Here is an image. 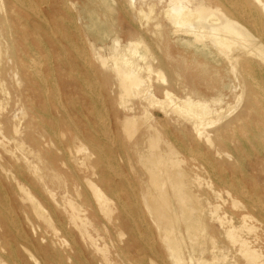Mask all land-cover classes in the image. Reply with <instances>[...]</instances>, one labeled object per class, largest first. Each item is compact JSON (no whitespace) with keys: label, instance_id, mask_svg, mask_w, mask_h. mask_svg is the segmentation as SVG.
Returning <instances> with one entry per match:
<instances>
[{"label":"bare ground","instance_id":"1","mask_svg":"<svg viewBox=\"0 0 264 264\" xmlns=\"http://www.w3.org/2000/svg\"><path fill=\"white\" fill-rule=\"evenodd\" d=\"M80 1L92 4L90 13L104 24L102 39H110L111 44L98 46L88 32L83 34L84 25H78V20H83ZM132 1L0 0V25L6 38L5 46L0 41V84L10 75L16 86L7 87L9 91L3 88L0 95V104L10 102L4 113L0 106L3 262L12 259L23 264L20 260L26 259L37 264L38 254L40 264H94L85 258L82 242L89 239L91 244L99 238L93 231L98 224L102 221L118 227L121 237L131 231L133 240H147L145 232L130 230L143 225L146 211L167 246L170 261L188 264L181 243L186 236L193 243L199 237V225L206 222L198 204L207 193L197 171L207 172L223 184L215 157L253 156L252 164L242 167L247 174L264 166V0H157L165 3L163 16L171 33L177 35L176 44L184 49H169L166 57L152 51L147 37L152 27L150 13L145 29L141 27L140 32L136 28ZM74 7L78 14L72 13ZM138 11L143 15L142 9ZM120 12L135 29L128 26L124 31L122 23L116 24ZM163 25V21L157 22L155 28L161 30ZM117 33L128 36V44H123ZM153 59L169 70L168 77L161 70L157 75L167 85L163 88L167 100L152 92ZM173 61L177 69L170 70ZM183 68L191 93L174 101L169 84ZM226 70L234 73L241 87L236 104L248 94L240 112L228 120L219 109L192 96V92L208 91L213 98H220L230 86L217 82ZM197 72L206 75L207 82L200 84L206 78ZM57 73L63 74L61 87ZM49 82L54 84L52 90ZM129 96L135 101L128 103ZM117 97L125 108L113 110V125L122 128L132 141L114 147L101 139V133L109 129L102 109L108 103L112 110ZM156 110L163 112V119ZM172 110L182 120L174 118ZM15 111L19 112L16 121ZM142 119L149 122L143 126ZM174 122H178L177 133L184 134L183 139L174 135ZM212 125L216 126L211 130L208 127ZM232 142L236 149L229 148ZM186 158L192 163L183 164ZM131 160L143 168L132 165L126 170L121 162ZM135 176L141 179L136 184ZM244 189L239 186L234 191L242 195ZM212 190L219 193L215 186ZM258 192L255 188V195ZM235 203L231 206L238 205ZM12 206L22 211L33 227L50 229L51 236L36 232L39 235L29 247V236L19 231L20 220L13 221ZM247 207L263 210L264 202L256 198ZM180 223L186 224L185 231L178 230ZM10 224L18 226L15 236L7 227ZM232 228L225 230L226 235L235 237ZM245 242L241 244L246 261H250L247 264H259L258 255ZM198 262L206 264L204 259Z\"/></svg>","mask_w":264,"mask_h":264},{"label":"rangeland","instance_id":"2","mask_svg":"<svg viewBox=\"0 0 264 264\" xmlns=\"http://www.w3.org/2000/svg\"><path fill=\"white\" fill-rule=\"evenodd\" d=\"M80 2L81 3L79 5V7H80L81 14L83 16V20L82 19L78 20V25L81 27L84 25V27H86V28L83 27V34H84V32H88L91 35V38H94V40L96 41V44L98 46H102L104 43L105 44H111V43H108L110 39L108 41H106V38L104 37L105 42L102 39L103 37L101 36V34L103 31L104 24L102 25V23H99L97 21L96 17H94V14L90 13V11L93 8L92 4L89 2L86 3L85 1H83V2L80 1ZM132 3H133L132 8L133 9L136 8V9L131 12V16L133 18L135 17L134 21L137 23L136 28L137 29L140 28L139 29L140 32L142 30L141 27L145 29L144 24H145V22H147L146 21L147 20L146 15H148L150 13L148 15V17H150V22L152 24V27H151L150 31H147V37H148L149 42L151 43V48H152L153 53L158 54L160 56L163 55L164 57H166L167 53L170 50H178V51L184 50L178 44H176L177 35L171 33V27H170L171 25L168 23L166 18L163 16V9H164L165 3H160L157 0H149V3H151L150 5L149 4L147 5L148 2L146 0H133ZM140 9L143 10V12H144L143 15H142V13H140V15H139L138 10H140ZM149 10H150V12H149ZM80 11H78V10L76 11L75 7H74V9H72L73 14H78ZM118 19L119 20H116L115 22H116V24L122 23V25L124 27L123 28L124 31L127 29L128 26L131 29H135L132 26V24L127 21V18L125 17V15L123 13L120 12L118 14ZM161 21L164 22V25L161 27V30H159V29L155 28V25L157 24V22H161ZM1 30H2V26L0 25V41H1L2 45L5 46L6 38L2 34ZM113 35H115V34H113ZM116 36L121 38L120 40L123 44H128V41H129L128 36H126L125 34H121V33H117ZM87 49L89 50V48H87ZM149 53H151V52H149ZM149 59H150V57H149ZM139 60L141 61V63H143L142 58ZM152 65H153V67H155L156 71L152 72V74L150 75L151 77L148 75V73L143 72L144 76H145V78L148 77V79L150 77L149 80H151L150 82L153 83V85H154V87H152V92L154 93V95L160 100H167V98H165L166 95H165L164 89H163V88L167 87V85L161 83V81H160L161 79L159 77L160 74L158 73V71L161 70L163 72V74L167 75V77H168V71L169 70L164 68V67H161L158 64V62L155 61V59L152 60ZM175 65H176L175 62L173 61V63H171L169 65V69L170 70L177 69V67H175ZM223 72H224L223 77L222 76L218 77L217 82H220L221 84L223 82H225V83H228L230 86L223 90V95L220 98H213V95L211 93H209L208 91H206L207 93H205V92L204 93L203 92H200V93L192 92V96L202 99L205 103L208 104V105L207 104L206 105L209 107L219 109L221 111L220 115L227 117L226 120H228V119L234 118L240 112L244 103L247 102L248 94L246 93L244 95L241 104H239V105L236 104L237 103L236 102V96H237V94L241 93V87L238 85V82L236 81L235 77L233 76L234 73L232 74V72L229 70H226ZM187 74L188 73H186V69L183 68L181 71V75L174 78L173 81L171 82V84H169V88H170L172 98L174 99V101H178L179 99H183L184 96L191 93L189 85H188V84H190V82H188L189 80L186 77ZM197 74L201 78H206V75H203V74L198 73V72H197ZM157 75H159L158 76L159 78H157ZM9 76L10 75L7 76L6 82H4V84H0V95H3V91H2L3 88L5 89V91H7L8 90L7 87H10V88L16 87L14 85V80ZM156 78H157V82L155 81ZM62 79H63V74L57 73L56 81L59 82L60 87L62 84V83H60V82H62ZM205 82H207V78L205 81H201L200 84H203ZM98 84L96 83V85L100 86L99 87L100 90L104 92L105 90L101 87V83H98ZM157 85H158V88H159V86H161V87L159 89H157L156 88ZM48 86L52 90L54 87V84L52 82H49ZM200 88L203 90L202 85H200ZM6 94H8V93L6 92ZM132 97L133 96L128 97V99H129L128 103L135 101V98H132ZM119 100H120V98L117 97V99L114 101V108H112V110L110 109L111 106H109L108 103L104 106L105 110L102 109V112L103 111L105 112V114H103V115H106L105 117L107 118L106 129H108V128L109 129L106 131V133L100 132L101 135L102 134L106 135V136L102 135L101 139L107 140V141L113 143L114 147H116L117 145L122 144V143H131V141H132L130 139L129 135H127L126 132H124V130L122 128L117 129V128H115V125H113V123H114L113 121H115V114H114L115 111H113V110L117 109L118 111H122L125 108V107L124 108L122 107L123 104H121L119 102ZM0 106H1V112L4 113L8 110V108L10 106V102L6 101L3 104H0ZM156 112L159 113L160 118L163 119V117H164L163 112L161 113L160 111H157V110H156ZM15 114H16V117L14 120L16 121L17 116L19 115V112L15 111L13 115H15ZM172 114H174L173 115L174 118H178L177 117L178 115L175 111L172 110ZM214 116L217 117L218 115L216 116V114H214ZM150 119H152V118H150ZM178 119H180V118H178ZM180 120H182V118ZM141 121H143V119ZM148 122L143 121L142 125L145 126ZM177 125L179 126L178 122L173 124V130H174L173 133L177 138L182 137V139H183L185 137V136L183 137L184 134L177 133V127H178ZM158 126L159 127L162 126L161 122L158 123ZM214 126H216V125H214ZM214 126L212 125L208 128L212 130L214 128ZM115 129L118 130L117 131L118 133L116 132ZM121 140L123 142H121ZM88 146H90V145L88 144ZM229 146H230L229 147L230 149L231 148H234V149L237 148L236 144L234 142H232V144ZM215 158H216V162L218 163V165L220 167L219 171H220L221 175L219 178L223 179V184L219 183L217 178H215V176H213L207 172H203V171L201 173L200 170L197 171L199 176H200L199 182L202 184L201 187H202V189L206 190V193H207V196L203 197L198 204L199 208H203L201 211H202V215H204V218L206 219V222L199 225V232H198L199 237L195 241H193V243H189L187 236L184 237L183 242L181 243V247H182L183 253L186 257L187 263L190 264L192 262V264H196V261H197V264H199L200 262H198V259H204L206 261V264H222V263L223 264H247L250 261H246L248 256L246 255V253H243L244 248H243V245L241 244L242 240H245L246 241L245 244H247L248 246L250 245L249 248L251 250H254L255 253L258 255L257 262L259 264H264V212H262L264 209L262 210V208H256L253 210V208L247 207L248 204L256 198H258L259 200H262L264 202V166L258 165V166H256V169L254 171H251V173L247 174L243 171L242 167L245 164H252V162L254 160L253 156L247 157L245 159H242V158L234 159V158H229L227 156H221V157H215ZM184 162L185 163H183V164H186V162H191V161H189L186 158ZM121 164L124 166V168L126 170L129 169L132 165H135L138 168H140V166H141L143 168V166L141 164H139L138 162H135V160H133V161L131 160L130 162L128 161L125 164L121 162ZM133 174L135 175V173H133ZM132 180H133L134 184L138 183V181H141V179L136 177V176L133 177ZM256 182L259 183L257 185V187L255 184ZM213 186L218 188V190H219L218 194H215L214 191L212 190ZM239 186L243 189L245 187V189L243 190L244 193H242V195H239V194L235 193V191H234L235 187H239ZM255 188H258V191H259L258 194H256V195L254 193ZM227 191H229L230 193H228ZM227 194H229V195H227ZM243 195H245V196H243ZM249 199H250V201H249ZM232 200H234V201H232ZM234 202H237L238 205L232 204L234 207L233 208L231 206V203H234ZM237 203H235V204H237ZM240 203L243 205V207ZM207 205H209V206H207ZM208 207H209V209H208ZM12 208L14 209V211L10 210V212H12L11 214L13 215V219H14V217L16 218L15 220H13L14 223L17 221V219H19L20 224L22 226L19 228V231H21V232H23L29 236L28 237L30 239V241L28 242L29 247H31V240L36 239L37 236L39 235L36 232H39V233L46 235V236H51V230L50 229L46 228V230H42V228H40L38 226H36V228L33 227V224L30 225L31 221H29V219H27L25 217V215L22 213V211L15 210L16 208L13 206H12ZM214 210H215V213L217 214V215L215 214V216H214ZM144 212H145V216L143 218L145 219V221L143 222V225H135L133 227H130V230H135L136 231L135 234L145 232V234H147L146 236H149V239H147L148 241L147 240H141V241L133 240L134 236L132 238H130V236H129V234L132 233L131 231H129L126 235L121 237L119 234L118 227H115L112 225H107V223L101 221L98 224L97 228L93 230L95 232V234L99 235V238L96 239V241H94L91 244H90L89 239H85L82 242V248L84 251V256L86 259L89 258L88 262L90 263V260H93L94 264H106L105 261L108 260V262L110 264H165V263L166 264H173L174 263L173 260L170 261V259H169L170 253L166 249L167 246L163 245L162 240L159 239V238L162 239V236L159 234V231L157 232V230H155L156 228L152 224V222H153L152 219L149 216H146L147 215L146 211H144ZM212 213H213V215H212ZM257 213L260 214V216ZM243 214L248 215L245 221H243V219H242V217L244 216ZM217 217L222 218L221 219L222 221L217 219ZM147 218L149 220H146ZM148 223H150L152 226H149ZM145 224H147V225H145ZM184 225L186 226V224L180 223V227L178 228V230L185 231L186 228ZM240 225H242L243 228H242V226L240 227ZM231 226H233V228ZM250 226H252V227H250ZM7 227L10 229V234L15 236L16 230H18V226H16V228H15V225L12 226L10 224V227L9 226H7ZM146 227H148V228H146ZM247 227L251 228V230H248ZM229 228L233 229L232 230L233 234H236L235 237L231 233H230L231 236L229 234L226 235L227 233L225 230H227ZM237 228H238V231L236 230ZM245 229H247V230L245 231ZM255 230H257V231H255ZM235 231H236V233H235ZM253 231H255V232H253ZM33 232H35V233H33ZM248 232H250V234ZM238 234H239V237L241 236L240 240H239V237H237ZM158 235H159V237H158ZM227 236L233 237V239H230ZM124 240H125V242H124ZM121 241H122V243H121ZM212 242H213V244H212ZM157 244H158V246H157ZM105 245H106V247H104ZM0 247H1V244H0ZM153 249H155V250H153ZM201 249H203L202 250L203 252L200 255L199 252H201ZM158 250H159V252H157ZM2 251L0 248V261L3 262V259H4L3 253L4 252H2ZM102 251H103V253H102ZM154 251H156V252H154ZM37 255L38 254H35L36 258L38 259L37 264H40V258H39V255L38 256ZM155 255H156V257H155ZM139 258H141V259H139ZM148 258L151 260L150 262H149ZM219 258H221V259L219 260ZM222 258H224V259L222 260ZM189 259L191 262L189 261ZM213 259H214V262H213ZM20 261L23 262V264H33L31 261H27L26 259H23ZM152 261L154 263H152ZM4 262H3L4 264H17V262L12 260V259L5 260ZM210 262H212V263H210Z\"/></svg>","mask_w":264,"mask_h":264}]
</instances>
